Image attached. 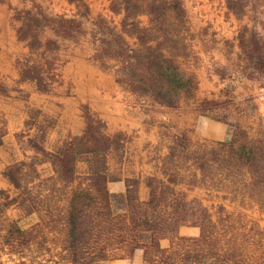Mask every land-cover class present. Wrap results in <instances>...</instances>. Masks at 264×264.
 I'll return each instance as SVG.
<instances>
[{
    "label": "trees",
    "instance_id": "1",
    "mask_svg": "<svg viewBox=\"0 0 264 264\" xmlns=\"http://www.w3.org/2000/svg\"><path fill=\"white\" fill-rule=\"evenodd\" d=\"M68 1L75 14L40 3L19 11L18 36L29 47L18 61L24 81L51 91L61 78L63 43L88 40L94 62L131 93L170 108L197 100L199 77L183 65L189 55L184 0H110L116 23L101 13L93 17L86 0ZM227 3L237 15L246 4ZM236 39V61L216 65L222 91L197 104L199 113L228 124L227 137L196 143L188 132L162 131L167 144L150 150L154 170L126 177L124 190L111 188L120 177L111 173L110 156L127 134L109 132L90 104H81V131L52 145L54 125L28 117L15 134L24 156L3 170L9 187H0V264H107L134 259L138 250L144 264H264V223L247 211L264 217V128L252 133L230 113L235 74L264 80V36L244 25ZM1 92L7 89L0 83ZM8 132L0 113V146ZM12 208L22 215H10ZM183 226L199 232L182 234Z\"/></svg>",
    "mask_w": 264,
    "mask_h": 264
},
{
    "label": "rangeland",
    "instance_id": "2",
    "mask_svg": "<svg viewBox=\"0 0 264 264\" xmlns=\"http://www.w3.org/2000/svg\"><path fill=\"white\" fill-rule=\"evenodd\" d=\"M38 1L53 13L72 15L76 12V4L68 0ZM86 1L91 7L93 17L101 13L114 23L118 21L119 17L113 15L109 8L110 0ZM249 1L251 0H245L246 4L243 3L244 7H241L242 12L237 15L230 9L227 0H184L189 27V55L183 59V65L197 73L200 80V91L197 100L183 101L178 108L163 106L131 93L116 80L111 71L104 70L94 62L92 58L94 47L88 40L63 43L58 62L61 78L51 91L42 92L38 90L34 81H24L21 77V70L20 74L9 72L8 77L0 75V83L7 89V92L0 93V98L8 99V106L0 109V113L6 118L8 128L10 123L13 124V130L7 135L6 149L4 148L5 164L24 156L15 134L25 127L28 117L38 115V120L46 126L54 125L49 129V144L52 145V143L63 140L69 133H77L82 129L84 126L82 103L90 104L108 127L106 118L100 113L119 115L128 113L130 116L133 114L140 121L139 126L128 128L117 126L125 124L119 118L116 119L115 125L113 124L114 127L119 128L114 132L123 131L127 134L124 141L125 146L119 151H114L110 156L111 173L115 177H121L122 169L114 158L117 159L121 153H124L126 161L130 162L135 152L143 145H147L148 157L151 159L150 150L167 144L162 131L188 132L196 143L225 139L229 132L228 124L199 113L197 104L203 98L218 97L222 91L225 83L216 74V65L232 64L236 61L239 50L236 46V37L244 25L254 26L264 36V7L260 9L262 14L260 29L251 22L254 10L251 5H248ZM18 13L19 11L16 12L17 18ZM86 25L89 30L94 27L90 19ZM14 26H16L15 23ZM27 53L22 54L20 59L24 60ZM234 77L236 78L234 81L236 85L235 104H232L230 113L252 133H256L264 128V80L253 81L238 78L237 74ZM12 98H18L19 105ZM17 106H20L19 111L16 109ZM41 168L45 175L51 172V166L48 163ZM1 172L2 168H0V186L9 187L1 179ZM110 185L115 191L125 189V183L119 180L112 181ZM147 193V188L143 186L142 196L146 197ZM198 193L204 194L202 191ZM228 205L233 207L230 203ZM247 211L252 217L260 218L264 223L261 213L255 209ZM9 214L21 216L22 212L17 208H12ZM137 262L138 259L135 257L127 260L116 259L107 264H137Z\"/></svg>",
    "mask_w": 264,
    "mask_h": 264
},
{
    "label": "crops",
    "instance_id": "3",
    "mask_svg": "<svg viewBox=\"0 0 264 264\" xmlns=\"http://www.w3.org/2000/svg\"><path fill=\"white\" fill-rule=\"evenodd\" d=\"M38 2L41 5H43L38 0H0V75H3L4 77H8L9 72L20 74V68L18 66L17 61L18 59H20L22 54L29 51V47L26 41L21 40L18 36L17 28L21 24V20L16 17V12L20 11L21 9L30 8L34 5V3H38ZM248 5H251L254 10L251 22L260 28L262 22L261 21L262 14L260 12V9L264 7V0H251L249 1ZM14 23L16 24V26H14ZM14 100L19 105L20 103L19 99L16 98ZM7 101L8 99L5 100L0 98V109H4L5 106H8ZM90 101L93 103L92 100ZM16 109L19 111L20 106H17ZM100 114L106 118L109 125L108 127L109 132H114L115 130L119 129L114 127L117 118L125 122V124L123 125H117L120 127L123 126V128L140 125L139 119L135 117L133 114L132 116H130V114L128 115V113H121L120 115L115 113L114 114L100 113ZM12 128H13V124L11 125L10 123L9 132L7 135L11 133V130H13ZM7 135L5 136L4 144L0 146V168H2L1 179H3L4 182H6L9 185L7 179L3 175V170L6 166L4 161L5 159L4 151L6 149L5 147L7 144ZM12 143L14 144V142ZM148 153H149L148 146L143 145L141 148L138 149V151L135 152L133 159L130 162L126 161V157L124 153H121L117 157V159L114 158V160L117 162L119 166H121L122 169V175L118 180L125 183L126 177L130 175L139 174V173L146 174L153 171L154 170L153 162L150 161V158L148 157ZM8 163L10 162H7V164ZM0 187H4V186H0ZM181 232L182 234L195 235L198 234L199 229L194 226H183ZM135 257L138 259L137 264H144L142 250H138ZM121 260H127V259H121Z\"/></svg>",
    "mask_w": 264,
    "mask_h": 264
}]
</instances>
